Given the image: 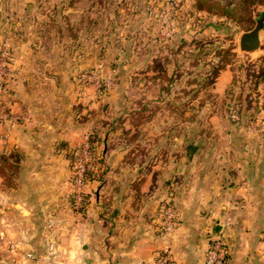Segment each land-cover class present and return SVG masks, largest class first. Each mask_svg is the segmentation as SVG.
<instances>
[{
	"label": "rangeland",
	"instance_id": "obj_1",
	"mask_svg": "<svg viewBox=\"0 0 264 264\" xmlns=\"http://www.w3.org/2000/svg\"><path fill=\"white\" fill-rule=\"evenodd\" d=\"M216 1L234 6L237 2ZM261 12L264 0L247 14L241 13L236 23L196 11L194 0H0V47L8 49L12 59L5 102L7 90L18 76L16 42L25 37L27 45H34L38 59L46 63L49 95L58 93L53 85L56 79L71 82L79 99L93 95L90 101L99 102L95 129L109 136L112 133L110 138L116 142L125 144L131 131L140 132L137 144L142 149L147 147V135L153 140L152 135L163 133L159 146L167 153L161 156L171 162L177 147L189 143L198 132L263 135L258 94L249 75L264 65V29L257 51L245 54L238 45L241 34L255 26ZM228 54L234 55L228 57L232 64L229 70L233 72L228 95L212 93L213 97L209 89H204L208 73L219 65L222 55ZM154 69H160V74ZM88 73L96 74L97 84L79 80L80 75ZM191 115H195L194 121H190ZM178 133L181 138L174 142L172 137ZM196 140L200 143L199 138ZM244 141L245 145H254L256 140ZM149 143L151 147L157 145ZM259 144L264 145V138ZM102 147L96 146V153ZM64 158L68 162L71 192L64 184L63 203L55 212L49 213V202L39 204L31 219H19L12 238L7 240L0 235V243L21 244L16 254L0 252L7 263L13 258L16 261L11 264H84L85 254L79 247L77 233L82 217L71 205V165L66 154ZM93 172V179L98 175L101 179L107 171ZM165 176L173 175L167 172ZM45 191L49 192V187ZM166 193L167 198L158 206L157 218L163 235L172 236L179 217L176 228L166 234L160 209L170 203L177 212L172 191ZM163 249L171 251L167 246ZM205 255L206 252L203 259Z\"/></svg>",
	"mask_w": 264,
	"mask_h": 264
},
{
	"label": "crops",
	"instance_id": "obj_2",
	"mask_svg": "<svg viewBox=\"0 0 264 264\" xmlns=\"http://www.w3.org/2000/svg\"><path fill=\"white\" fill-rule=\"evenodd\" d=\"M27 41L22 37L16 42L18 76L6 94L11 111L24 120L0 133V158L13 152L20 158L16 188L6 190L0 178L1 236L12 238L19 219H31L39 204L49 202V213L55 212L63 203L64 184L71 192L65 150L94 135L96 145L104 146L97 151L105 159L93 170L107 172L87 181L85 210L76 213L82 217L77 233L84 264H154L157 252L166 246L171 264H203L216 235L227 245V264H264V145L259 144L264 134L198 132L177 147L171 162L161 156L167 153L159 146L163 133L152 135L153 140L145 135L148 143L142 149L137 144L140 132L131 131L125 144L116 142L112 133L95 129L99 102L90 101L93 95L79 99L71 82L58 79L53 81L58 93L49 95L46 63ZM232 79L229 68L222 71L212 93L225 94ZM173 138L177 142L181 134ZM246 138L256 140L254 145L243 144ZM167 172L173 176L166 178ZM66 177L68 182L63 183ZM170 190L179 222L172 236H164L157 211ZM70 198L72 203V194ZM20 245L4 241L0 252L16 254ZM6 261L0 256V264L16 260Z\"/></svg>",
	"mask_w": 264,
	"mask_h": 264
},
{
	"label": "built area",
	"instance_id": "obj_3",
	"mask_svg": "<svg viewBox=\"0 0 264 264\" xmlns=\"http://www.w3.org/2000/svg\"><path fill=\"white\" fill-rule=\"evenodd\" d=\"M8 49L0 47V133H4L9 125L19 124L24 118L11 111L5 102V89L11 79V61ZM97 76L94 73L82 74L80 81L97 84ZM260 116L264 120V84L260 89ZM237 119L236 115L232 116ZM89 168V154L87 144L81 146L77 153V160L71 166V180L73 186V209L76 213L82 212V205L86 196V174ZM177 212L173 205L167 203L160 209L161 225L166 234H171L176 228ZM228 256V248L224 239L220 236H213L209 241L203 264H225V257ZM154 264H171V252L161 249L157 253Z\"/></svg>",
	"mask_w": 264,
	"mask_h": 264
},
{
	"label": "trees",
	"instance_id": "obj_4",
	"mask_svg": "<svg viewBox=\"0 0 264 264\" xmlns=\"http://www.w3.org/2000/svg\"><path fill=\"white\" fill-rule=\"evenodd\" d=\"M259 2L261 3V0H237V2L235 3L236 5L234 6V4H232L231 2L223 3L220 1H216V0H194V5H195V10L198 12H203L208 15H212L218 18H223L227 21L236 23L241 13L247 14L249 12V9ZM232 56L234 55H230V54L222 55V57H220L221 61L219 65L214 67L213 70L208 73L210 77L209 79H207V84H205L204 89L206 88L209 89V92L211 93L213 97L214 95L212 94V89H213L214 83L222 71L232 66L230 60L228 59V57L231 58ZM156 70L154 69L153 72H156V74H160L161 70L160 69H158L157 71ZM249 77L253 80L250 82L253 85V89L258 94V102H259L260 89H261V86L264 84V65L260 66L258 70L253 71L249 75ZM229 89L230 88H227L225 95H228ZM155 112L156 110L153 111L152 114H154ZM151 116L152 115H150V117L148 118H151ZM190 119H191L190 121H194L195 115H191ZM136 138L137 136H134L132 140H136ZM97 142L99 141L96 139L94 135H91L87 141L88 154H89V168L86 174V181L94 180L93 179V176H94L93 169L96 164L102 163L101 161L103 158L102 151L100 153H96ZM62 148H63L62 144L57 145V149L62 150ZM80 149L81 147L79 146V147H76L75 149L65 150V154L70 160L71 166L77 160V153L79 152ZM19 162H20V158L18 154L14 152L10 154H5L0 158V178H2L3 180L2 184L6 190L10 191V190H13L15 187V179L19 172V165H18ZM71 205L73 206V202L71 203ZM85 206H86V203L84 202L82 205V212H84ZM263 240H264V237H263ZM228 259H229L228 256H226L225 264H227Z\"/></svg>",
	"mask_w": 264,
	"mask_h": 264
},
{
	"label": "water",
	"instance_id": "obj_5",
	"mask_svg": "<svg viewBox=\"0 0 264 264\" xmlns=\"http://www.w3.org/2000/svg\"><path fill=\"white\" fill-rule=\"evenodd\" d=\"M264 29V12H261L256 20L255 26L241 34L239 38V50L245 54H251L260 47V33Z\"/></svg>",
	"mask_w": 264,
	"mask_h": 264
}]
</instances>
